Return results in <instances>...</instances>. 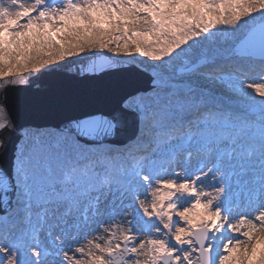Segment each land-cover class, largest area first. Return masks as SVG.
<instances>
[{
    "label": "snow or ice",
    "instance_id": "1",
    "mask_svg": "<svg viewBox=\"0 0 264 264\" xmlns=\"http://www.w3.org/2000/svg\"><path fill=\"white\" fill-rule=\"evenodd\" d=\"M0 264H264V0H0Z\"/></svg>",
    "mask_w": 264,
    "mask_h": 264
},
{
    "label": "water",
    "instance_id": "2",
    "mask_svg": "<svg viewBox=\"0 0 264 264\" xmlns=\"http://www.w3.org/2000/svg\"><path fill=\"white\" fill-rule=\"evenodd\" d=\"M118 74H105L98 78H86L84 80L75 77L57 76L51 78L55 86L62 91L81 99L83 102L76 103L59 109L47 110L52 115H58L65 120L86 117L92 113L107 111V105L100 103L88 102L89 97L97 92L106 82L116 78ZM30 91V90H28ZM131 132H123L117 137L119 141L133 135Z\"/></svg>",
    "mask_w": 264,
    "mask_h": 264
},
{
    "label": "bare ground",
    "instance_id": "3",
    "mask_svg": "<svg viewBox=\"0 0 264 264\" xmlns=\"http://www.w3.org/2000/svg\"><path fill=\"white\" fill-rule=\"evenodd\" d=\"M64 118L58 115H52L46 111L37 112L32 118L31 122L34 124L41 126V127H48L49 130H54L55 127L61 125L62 123L66 122ZM135 132L133 133V135ZM131 135V136H133ZM131 136L127 137L126 139L120 142H126Z\"/></svg>",
    "mask_w": 264,
    "mask_h": 264
}]
</instances>
